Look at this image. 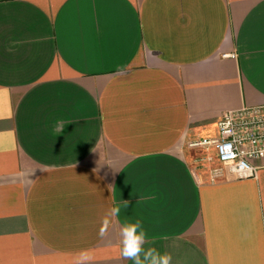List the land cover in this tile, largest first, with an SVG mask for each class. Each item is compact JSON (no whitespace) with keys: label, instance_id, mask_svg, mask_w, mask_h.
I'll list each match as a JSON object with an SVG mask.
<instances>
[{"label":"crops","instance_id":"1","mask_svg":"<svg viewBox=\"0 0 264 264\" xmlns=\"http://www.w3.org/2000/svg\"><path fill=\"white\" fill-rule=\"evenodd\" d=\"M261 104L264 0H0V264H133L137 219L172 264H264V158L213 180L202 145Z\"/></svg>","mask_w":264,"mask_h":264},{"label":"built area","instance_id":"2","mask_svg":"<svg viewBox=\"0 0 264 264\" xmlns=\"http://www.w3.org/2000/svg\"><path fill=\"white\" fill-rule=\"evenodd\" d=\"M218 128L217 138L202 141V145L215 150L218 159L212 179L226 171L239 178L256 177L255 161L264 158V104L226 111Z\"/></svg>","mask_w":264,"mask_h":264},{"label":"clouds","instance_id":"3","mask_svg":"<svg viewBox=\"0 0 264 264\" xmlns=\"http://www.w3.org/2000/svg\"><path fill=\"white\" fill-rule=\"evenodd\" d=\"M127 202L125 207H127ZM121 213V207L115 204L109 207L100 222L98 238L104 239L108 236L114 218ZM121 256L131 260L133 264H172V255L161 252L155 247L145 248L147 232L140 220H125L120 228ZM94 256L89 249H82L75 254L74 264H92Z\"/></svg>","mask_w":264,"mask_h":264}]
</instances>
